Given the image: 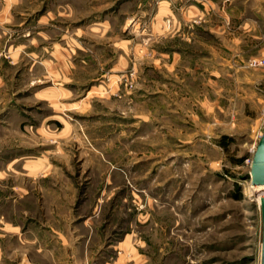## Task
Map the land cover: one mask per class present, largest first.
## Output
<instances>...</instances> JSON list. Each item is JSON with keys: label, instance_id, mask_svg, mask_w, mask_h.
Segmentation results:
<instances>
[{"label": "rangeland", "instance_id": "374dc122", "mask_svg": "<svg viewBox=\"0 0 264 264\" xmlns=\"http://www.w3.org/2000/svg\"><path fill=\"white\" fill-rule=\"evenodd\" d=\"M264 0H0V264H261Z\"/></svg>", "mask_w": 264, "mask_h": 264}, {"label": "water", "instance_id": "95a60500", "mask_svg": "<svg viewBox=\"0 0 264 264\" xmlns=\"http://www.w3.org/2000/svg\"><path fill=\"white\" fill-rule=\"evenodd\" d=\"M251 178L252 184H264V131L254 152ZM260 206L263 224L261 264H264V196L260 198Z\"/></svg>", "mask_w": 264, "mask_h": 264}, {"label": "bare ground", "instance_id": "6f19581e", "mask_svg": "<svg viewBox=\"0 0 264 264\" xmlns=\"http://www.w3.org/2000/svg\"><path fill=\"white\" fill-rule=\"evenodd\" d=\"M251 186H252L250 188L251 192L255 196L256 200L260 202V198L264 196V184L261 185L252 184Z\"/></svg>", "mask_w": 264, "mask_h": 264}, {"label": "built area", "instance_id": "2783aa9c", "mask_svg": "<svg viewBox=\"0 0 264 264\" xmlns=\"http://www.w3.org/2000/svg\"><path fill=\"white\" fill-rule=\"evenodd\" d=\"M252 65L255 66V67H264V59H260V60H255V61H253ZM253 157H254V156H252L250 159H247V160H246V161L249 163L250 168H252ZM250 173H251V172H249V176H250L249 186H250V188H251V187H252V186H251V185H252V178H251V174H250Z\"/></svg>", "mask_w": 264, "mask_h": 264}]
</instances>
